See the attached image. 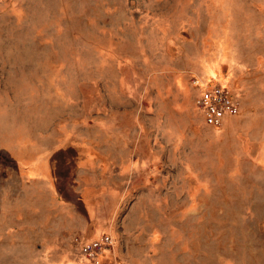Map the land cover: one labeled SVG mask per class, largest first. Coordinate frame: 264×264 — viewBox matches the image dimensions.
<instances>
[{
  "label": "rangeland",
  "instance_id": "374dc122",
  "mask_svg": "<svg viewBox=\"0 0 264 264\" xmlns=\"http://www.w3.org/2000/svg\"><path fill=\"white\" fill-rule=\"evenodd\" d=\"M101 232L98 264H264V0H0V264Z\"/></svg>",
  "mask_w": 264,
  "mask_h": 264
},
{
  "label": "built area",
  "instance_id": "2783aa9c",
  "mask_svg": "<svg viewBox=\"0 0 264 264\" xmlns=\"http://www.w3.org/2000/svg\"><path fill=\"white\" fill-rule=\"evenodd\" d=\"M191 83L195 89L193 103L199 109L205 124L218 126L225 116L236 113V102L225 85L210 80L202 82L194 77ZM73 239L79 254L92 264H98L99 258L112 250V238L105 232L89 239L78 236H74ZM114 264L123 263L115 261Z\"/></svg>",
  "mask_w": 264,
  "mask_h": 264
},
{
  "label": "crops",
  "instance_id": "0c3cea01",
  "mask_svg": "<svg viewBox=\"0 0 264 264\" xmlns=\"http://www.w3.org/2000/svg\"><path fill=\"white\" fill-rule=\"evenodd\" d=\"M226 117H228V116H226ZM226 117H224L223 120ZM201 119H202V117H201ZM202 122H203V120H202ZM205 125H207V124H205ZM57 200H59V199H57ZM92 221H93L92 215L91 214H85L84 218L81 221H78L74 224H69V226L67 228V230H68L67 232L72 233V234H74V233H79V234L87 233L88 234L89 233L90 236L91 235L93 236L94 234L100 232L103 229V227L99 223L94 225V223H92ZM84 239H88V237H86ZM112 248L114 249V247H112Z\"/></svg>",
  "mask_w": 264,
  "mask_h": 264
},
{
  "label": "bare ground",
  "instance_id": "6f19581e",
  "mask_svg": "<svg viewBox=\"0 0 264 264\" xmlns=\"http://www.w3.org/2000/svg\"><path fill=\"white\" fill-rule=\"evenodd\" d=\"M199 80L200 81H202V82H204V81H206V80H211V79H206V78H202V77H199ZM113 249V248H112ZM112 252V250L110 251V253Z\"/></svg>",
  "mask_w": 264,
  "mask_h": 264
}]
</instances>
